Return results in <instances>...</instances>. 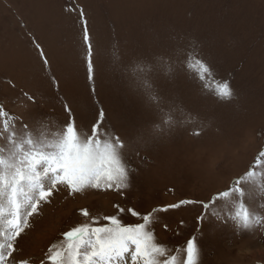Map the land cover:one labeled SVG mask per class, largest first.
<instances>
[{"label":"rangeland","instance_id":"1","mask_svg":"<svg viewBox=\"0 0 264 264\" xmlns=\"http://www.w3.org/2000/svg\"><path fill=\"white\" fill-rule=\"evenodd\" d=\"M81 12L93 46V82ZM193 51L212 68L203 82L184 67ZM224 81L233 97L222 101L213 89ZM24 93L35 97V105ZM65 103L82 135L103 111V129L143 159L131 149L124 153L133 169L127 189L87 188L72 195L63 185L54 189L29 218L16 261L51 264L49 247L92 218L95 227L108 225L109 216L130 226L142 220L129 208L143 216L180 200L208 203L257 163L264 150V0H0V105L37 135L50 137L69 119ZM167 114L171 128L163 124ZM37 115L47 127L33 123L30 117ZM157 125L164 131H155ZM149 133L146 144L137 141ZM0 146L7 147L2 137ZM248 203L264 215V197ZM213 211L225 216L217 201L200 233V203L155 212L148 228L178 258L184 254L175 249L197 235L199 264H264V228L238 231Z\"/></svg>","mask_w":264,"mask_h":264},{"label":"snow or ice","instance_id":"2","mask_svg":"<svg viewBox=\"0 0 264 264\" xmlns=\"http://www.w3.org/2000/svg\"><path fill=\"white\" fill-rule=\"evenodd\" d=\"M84 23L83 44L86 49L85 65L90 82L94 81L93 46L86 21ZM45 63L47 58L44 57ZM184 67L201 82L212 77L208 62L194 51L185 58ZM143 70V69H138ZM169 71L171 68L169 67ZM58 83V82H57ZM214 94L219 100H230L233 91L227 81L215 82ZM146 87L147 85L145 81ZM25 100L33 105L34 96L24 93ZM150 101L159 103V98L149 93ZM69 119L50 137L37 135L23 117H12L0 105V137L7 147L0 146V264H28L25 260L16 261L18 239L29 226V218L38 213L41 203H47L53 190L65 186L69 195L80 193L87 188L117 191L130 187V173L133 171L125 160L124 153L131 149L138 158L139 151L125 142L115 132L103 129L105 114L99 113L90 131L81 134L76 127L72 109L64 104ZM19 119L20 126L16 127ZM35 125L47 127L42 116L30 117ZM174 121L167 114L163 124L172 127ZM155 131L163 132L159 125ZM199 134L198 132L196 133ZM151 133L137 138L147 143ZM264 164V150L259 152L257 163L253 164L240 178L223 192L215 194L208 203L193 200H180L160 209L140 216L134 209H127L138 216L142 223L124 226L117 216L104 217L110 223L105 226H92L97 223L81 224L63 233V241L51 245L46 260L51 264H199L201 249L198 236L189 237L182 248L175 249L184 255L171 254L165 246L154 241L148 226L154 219L153 213L182 206L200 203L205 212L197 217L196 233L202 231L204 221L209 219L208 210L221 202L225 216L215 215L223 223L231 221L238 231H251L264 228V215L250 206L258 196L264 197V170L257 171ZM264 208V204L261 205ZM123 212L124 209H119ZM81 214L89 216L86 209ZM183 225V221H181ZM167 229V225H164ZM41 264H45L42 260Z\"/></svg>","mask_w":264,"mask_h":264}]
</instances>
